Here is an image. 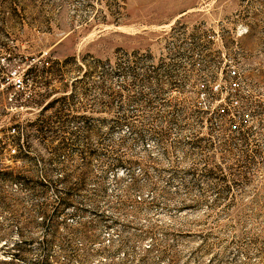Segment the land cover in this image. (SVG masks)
<instances>
[{
    "label": "rangeland",
    "instance_id": "1",
    "mask_svg": "<svg viewBox=\"0 0 264 264\" xmlns=\"http://www.w3.org/2000/svg\"><path fill=\"white\" fill-rule=\"evenodd\" d=\"M95 59L112 96L81 81ZM134 62L170 72L164 106L128 87ZM62 97L51 177L65 173L70 205L54 214L51 191L0 183V264H264V0H0V171L26 169L19 130L22 153L48 156L33 124ZM219 105L253 113L230 125Z\"/></svg>",
    "mask_w": 264,
    "mask_h": 264
},
{
    "label": "trees",
    "instance_id": "2",
    "mask_svg": "<svg viewBox=\"0 0 264 264\" xmlns=\"http://www.w3.org/2000/svg\"><path fill=\"white\" fill-rule=\"evenodd\" d=\"M70 58H67L63 61L66 63L69 61ZM132 62V61H131ZM59 63V62H57ZM135 66L131 64L130 67L127 68V74L130 78V83L128 87L133 88L135 85L139 83H143L147 86L148 92L147 95L150 94L151 98H145L144 95L140 94V101H143L147 107L154 108V107H161L164 106V103L161 104L160 102V82L161 77H170V72L163 70H149L147 72H141L142 67L138 66L136 62H134ZM86 69L84 70L81 81L86 83L87 80L96 77L97 82L95 83V87L99 88L101 92H105L108 96H112L113 93L110 92V89L106 86V81L110 77V73L112 70V66L108 61L104 60H92V62L86 63ZM238 75H229V84L231 81L235 80ZM129 88V89H130ZM86 90V89H85ZM233 96L234 98H239L238 94L229 95V97ZM228 97V98H229ZM225 97V99L228 100ZM62 104L58 109H56L54 114V120H51L49 117L39 118L34 124V131H36L39 135H41L42 141L49 149L48 156H38V157H30L28 154L22 153V150H25L23 143H21V130L16 132V136L8 141L13 146H16L18 149V160L22 162L23 167L26 168L20 171H12V170H2L0 171V183L6 186H15L18 187L19 190H28L35 186H37L43 194L47 192H52L55 195V204L52 206V213L54 214H61L63 213L66 208L70 205L68 191L64 190L65 188L59 189V186H62L64 182H67V177H65V173L63 177L55 176L54 178L51 177L53 172L57 174L63 173V167H60L58 164H62L58 162L59 154L65 150V133L67 132V123L68 120L65 117V111L69 104L65 102L67 97L60 98ZM226 100V101H227ZM58 101V98L53 99L52 101L48 102L45 106L42 107L39 116H43V114L49 110L53 105ZM251 112V114H250ZM216 115L219 118L226 117L230 125H234L236 122L242 121L243 116L246 115L251 116L253 111L250 107L242 108L241 106L238 109L231 110L228 106L219 105L216 108ZM60 114V116H59ZM53 117V116H52ZM60 117L62 120H60ZM157 121L162 120L161 115H157ZM83 120H86V116L80 117ZM163 119H167V116ZM177 118L170 114V117L167 119L166 123H173V120ZM15 132V130H13ZM233 133H236L239 139H242L243 143L246 144V140L248 139V131H241V129L234 128ZM232 133V132H231ZM20 134V135H19ZM158 134V133H157ZM166 134V130H161L158 134L159 137H164ZM56 142V143H55ZM55 143V144H54ZM26 147H28L26 145ZM83 157L84 159L88 158V153L86 150H83ZM4 198L3 189H0V200ZM38 210L45 212V206L39 207ZM47 258L44 259L45 264H52Z\"/></svg>",
    "mask_w": 264,
    "mask_h": 264
},
{
    "label": "built area",
    "instance_id": "3",
    "mask_svg": "<svg viewBox=\"0 0 264 264\" xmlns=\"http://www.w3.org/2000/svg\"><path fill=\"white\" fill-rule=\"evenodd\" d=\"M230 74L233 76L236 73L234 71H231ZM13 85L16 87H21L22 86V78L21 76L14 74L13 75Z\"/></svg>",
    "mask_w": 264,
    "mask_h": 264
}]
</instances>
